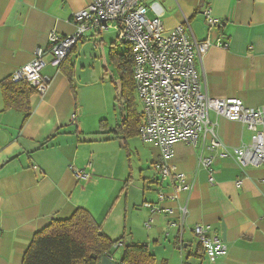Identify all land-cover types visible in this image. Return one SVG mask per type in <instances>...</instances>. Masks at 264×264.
Here are the masks:
<instances>
[{
  "label": "crops",
  "instance_id": "1",
  "mask_svg": "<svg viewBox=\"0 0 264 264\" xmlns=\"http://www.w3.org/2000/svg\"><path fill=\"white\" fill-rule=\"evenodd\" d=\"M92 1L0 0V82L33 60L37 48L48 49L52 30L73 34L75 14ZM157 1L164 7L166 29L187 18L196 39L213 42L198 65L210 96L240 98L253 108L264 105V0ZM208 5L221 26L207 24L203 11ZM102 34L88 32L69 54L66 65H74V77L72 54L83 50L88 38ZM219 38L228 46L218 45ZM43 76L49 88L44 94L35 90L32 114L25 122L23 112L5 109L0 85V264H22L35 233L55 218L70 217L78 207L88 209L111 239L148 245L158 264H264V163L241 168L233 157L216 154L211 183L210 171L199 165L201 151H211L203 144L177 142L172 162L188 174L194 187L179 193L177 201L161 203L174 209L173 215H167L144 206L145 201L157 203L160 191L174 190L172 179L154 169L159 147L147 143L157 150L152 160L154 175L136 209L134 192L125 194L131 176L127 179L124 168L117 174L116 162L106 165V158L97 166L90 161L91 155L100 156L99 143L107 138L90 136L87 98L73 93L62 67L48 64ZM210 120L217 122L219 139L229 148L252 139L253 132L242 122L213 111ZM89 164V177L77 179L71 166L87 169ZM239 179L242 184L237 186ZM180 204L188 208L182 236L170 223L179 217ZM151 218L147 227L145 222ZM197 224H210L226 244L225 253L215 261L193 231Z\"/></svg>",
  "mask_w": 264,
  "mask_h": 264
},
{
  "label": "built area",
  "instance_id": "2",
  "mask_svg": "<svg viewBox=\"0 0 264 264\" xmlns=\"http://www.w3.org/2000/svg\"><path fill=\"white\" fill-rule=\"evenodd\" d=\"M203 14L210 28L222 25L221 20L211 14L209 5ZM163 15L164 7L157 0H93L75 14L76 31L73 34L61 35L52 30L49 48H37L33 60L17 69L12 78L15 82L26 81L37 93L44 94L49 88V82L43 76L46 65L60 68L88 32L115 29L125 48L122 53L129 56L141 105L139 135L144 142L159 147L160 158L154 167L161 176L170 177L174 184L171 193L160 191L157 203L145 201L144 206L152 212L173 215L174 209L161 203L177 201L179 193L190 192L194 187L188 174L172 162L173 146L179 141L195 147L205 145L211 153L204 154L202 150L199 165L210 171L211 183L214 182L216 154L233 157L241 168L261 166L264 163V105L253 108L240 98L210 96L198 65L213 42L196 39L187 18L176 27L166 29ZM217 44L228 46L221 38ZM212 111L231 121L244 123L253 132L251 141L234 148L223 144L216 130L217 122L210 120ZM71 168L77 179L84 180L89 177L92 167L89 164L87 169ZM236 184L240 186L242 180ZM179 212V217L170 223L182 236L187 204H180ZM152 221L149 219L145 225L150 227ZM193 231L211 261L225 253V242L210 224H197ZM122 244V241L117 242L115 248Z\"/></svg>",
  "mask_w": 264,
  "mask_h": 264
},
{
  "label": "trees",
  "instance_id": "3",
  "mask_svg": "<svg viewBox=\"0 0 264 264\" xmlns=\"http://www.w3.org/2000/svg\"><path fill=\"white\" fill-rule=\"evenodd\" d=\"M110 57L120 72L122 96L118 95V100L123 114L122 133L126 137L133 136L139 134L141 115L134 94L135 81L129 56L112 47ZM66 60L61 67L75 93L74 65H66ZM0 85L5 109L23 112L24 122L27 121L32 114L31 97L36 88L26 81L15 82L12 76L4 78ZM116 89L119 91L117 85ZM119 241L123 243L119 264H158L156 255L148 245L126 244L124 238L113 240L108 237L94 216L84 207L76 208L68 218L53 219L36 232L24 254L22 264H99L104 256L111 254Z\"/></svg>",
  "mask_w": 264,
  "mask_h": 264
},
{
  "label": "rangeland",
  "instance_id": "4",
  "mask_svg": "<svg viewBox=\"0 0 264 264\" xmlns=\"http://www.w3.org/2000/svg\"><path fill=\"white\" fill-rule=\"evenodd\" d=\"M112 47L117 48L120 53L125 50L118 40V32L113 28L104 31L97 39L88 38L84 49H78L71 57L76 68L74 85L81 98H87V128L92 129L90 136H93L92 139L107 138L99 143L100 156L91 155L90 161L97 166H101V162L106 158L109 159L106 165L116 162L117 174L124 168L127 179L131 176L125 194L134 192L133 201L136 209H139L145 199V187L151 184L148 181L154 175L152 160L157 150L144 143L138 134L129 136L124 141V133L120 127L117 132L113 131L122 123L123 114L116 89L120 72L110 57ZM134 94L140 108L136 90ZM102 122L107 124L103 129L100 126ZM108 173L110 174L111 170ZM114 205L115 203L112 204L113 208ZM122 252L123 246H120L114 248L110 256L116 261Z\"/></svg>",
  "mask_w": 264,
  "mask_h": 264
},
{
  "label": "water",
  "instance_id": "5",
  "mask_svg": "<svg viewBox=\"0 0 264 264\" xmlns=\"http://www.w3.org/2000/svg\"><path fill=\"white\" fill-rule=\"evenodd\" d=\"M118 93L119 96H122V92H121V83L118 82ZM99 264H119L118 262H116L110 255H106L104 256Z\"/></svg>",
  "mask_w": 264,
  "mask_h": 264
}]
</instances>
